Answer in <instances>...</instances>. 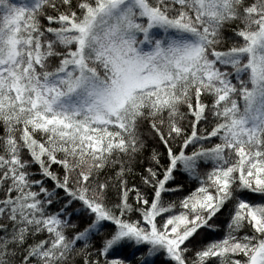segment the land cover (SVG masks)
Here are the masks:
<instances>
[{"label":"snow or ice","instance_id":"obj_1","mask_svg":"<svg viewBox=\"0 0 264 264\" xmlns=\"http://www.w3.org/2000/svg\"><path fill=\"white\" fill-rule=\"evenodd\" d=\"M0 264H264V0H0Z\"/></svg>","mask_w":264,"mask_h":264}]
</instances>
